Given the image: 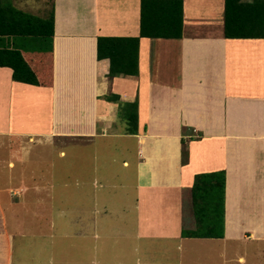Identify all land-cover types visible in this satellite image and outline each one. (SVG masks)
Returning a JSON list of instances; mask_svg holds the SVG:
<instances>
[{"label": "crops", "instance_id": "1", "mask_svg": "<svg viewBox=\"0 0 264 264\" xmlns=\"http://www.w3.org/2000/svg\"><path fill=\"white\" fill-rule=\"evenodd\" d=\"M7 1L53 5L54 34L50 83L0 66V264H264V37H225L224 0H182L181 37H140L138 74L109 77L97 37L137 36L141 0ZM218 170L223 236H189L194 176Z\"/></svg>", "mask_w": 264, "mask_h": 264}, {"label": "trees", "instance_id": "2", "mask_svg": "<svg viewBox=\"0 0 264 264\" xmlns=\"http://www.w3.org/2000/svg\"><path fill=\"white\" fill-rule=\"evenodd\" d=\"M182 0H141L140 29L137 36L97 37V58L109 59V77L138 74L140 37L180 38L183 28ZM53 5L46 17L23 11L0 0V37H33L40 42L37 53L29 54L12 46L0 48V66L12 69V79L40 85L48 84L52 75ZM223 34L225 37H264V0H224ZM106 99L119 101L117 94ZM137 100L119 102V112L130 132L137 130ZM181 161L187 160L185 136L195 137L188 128L181 132ZM223 170L197 173L191 189L196 229L189 236L222 237L224 229Z\"/></svg>", "mask_w": 264, "mask_h": 264}, {"label": "rangeland", "instance_id": "3", "mask_svg": "<svg viewBox=\"0 0 264 264\" xmlns=\"http://www.w3.org/2000/svg\"><path fill=\"white\" fill-rule=\"evenodd\" d=\"M4 1L5 3H8V4L11 3V2H8L7 0H4ZM40 15H43V14H40ZM8 43L10 46L23 49V50H27V51H38L40 49V42L38 41L37 38H33V37L25 38V37H19V36H8V37L0 39V45H5ZM69 147H74V146H69ZM117 160H119L118 157H117ZM100 164L103 166L105 170V171L101 170L100 177H103L104 179L109 180L111 183L119 185L120 182L123 183L124 181H127V179H130L131 177L129 170L122 171V169H120V162L118 161L114 163V165L110 166V172H111L110 177H108L107 175L108 167L105 164V162L101 161ZM113 190H116L115 193H121L123 189L120 187H117L116 189H113ZM187 224H188V221H187ZM216 243L217 241H213L212 244H216ZM199 254H202V253H199ZM200 258L202 261V257Z\"/></svg>", "mask_w": 264, "mask_h": 264}]
</instances>
